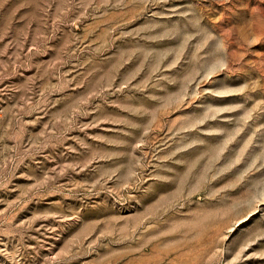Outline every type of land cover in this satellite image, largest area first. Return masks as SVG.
I'll return each instance as SVG.
<instances>
[{
    "label": "rangeland",
    "instance_id": "374dc122",
    "mask_svg": "<svg viewBox=\"0 0 264 264\" xmlns=\"http://www.w3.org/2000/svg\"><path fill=\"white\" fill-rule=\"evenodd\" d=\"M0 264H264V0H0Z\"/></svg>",
    "mask_w": 264,
    "mask_h": 264
}]
</instances>
